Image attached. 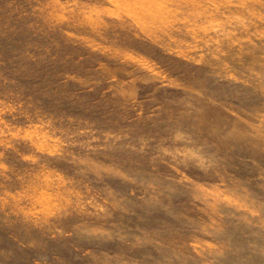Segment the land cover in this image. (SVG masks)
Instances as JSON below:
<instances>
[{
    "label": "rangeland",
    "instance_id": "374dc122",
    "mask_svg": "<svg viewBox=\"0 0 264 264\" xmlns=\"http://www.w3.org/2000/svg\"><path fill=\"white\" fill-rule=\"evenodd\" d=\"M0 264H264V0H0Z\"/></svg>",
    "mask_w": 264,
    "mask_h": 264
}]
</instances>
